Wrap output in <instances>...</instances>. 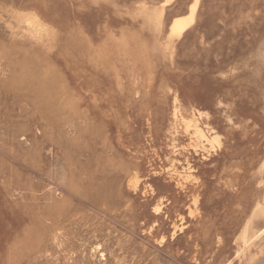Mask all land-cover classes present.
<instances>
[{
    "label": "rangeland",
    "instance_id": "374dc122",
    "mask_svg": "<svg viewBox=\"0 0 264 264\" xmlns=\"http://www.w3.org/2000/svg\"><path fill=\"white\" fill-rule=\"evenodd\" d=\"M164 3L0 0V264H264V0Z\"/></svg>",
    "mask_w": 264,
    "mask_h": 264
},
{
    "label": "bare ground",
    "instance_id": "6f19581e",
    "mask_svg": "<svg viewBox=\"0 0 264 264\" xmlns=\"http://www.w3.org/2000/svg\"><path fill=\"white\" fill-rule=\"evenodd\" d=\"M171 1L172 0H165L164 5L170 3ZM196 8L197 1L189 6L188 15L185 18H174L169 26V34L173 36H180L182 32L193 23V16L196 12ZM194 133L198 138L203 139L206 142H213L216 140L215 138L207 139L203 131L200 130L197 126H194Z\"/></svg>",
    "mask_w": 264,
    "mask_h": 264
}]
</instances>
